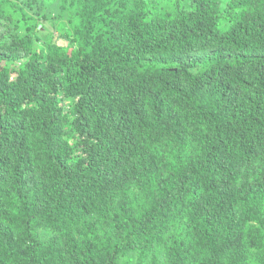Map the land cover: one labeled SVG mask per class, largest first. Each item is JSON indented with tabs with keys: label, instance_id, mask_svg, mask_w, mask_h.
I'll list each match as a JSON object with an SVG mask.
<instances>
[{
	"label": "trees",
	"instance_id": "1",
	"mask_svg": "<svg viewBox=\"0 0 264 264\" xmlns=\"http://www.w3.org/2000/svg\"><path fill=\"white\" fill-rule=\"evenodd\" d=\"M0 264H264V0H0Z\"/></svg>",
	"mask_w": 264,
	"mask_h": 264
},
{
	"label": "rangeland",
	"instance_id": "2",
	"mask_svg": "<svg viewBox=\"0 0 264 264\" xmlns=\"http://www.w3.org/2000/svg\"><path fill=\"white\" fill-rule=\"evenodd\" d=\"M61 43H62V41H61Z\"/></svg>",
	"mask_w": 264,
	"mask_h": 264
}]
</instances>
